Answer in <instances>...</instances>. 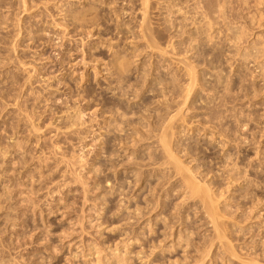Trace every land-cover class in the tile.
I'll return each mask as SVG.
<instances>
[{
	"label": "rangeland",
	"instance_id": "374dc122",
	"mask_svg": "<svg viewBox=\"0 0 264 264\" xmlns=\"http://www.w3.org/2000/svg\"><path fill=\"white\" fill-rule=\"evenodd\" d=\"M83 7L87 9H83ZM80 8L87 13L79 10ZM80 11L84 12V15L80 16L85 18L84 22L77 20L80 19ZM72 15H75V19L72 18ZM119 55L123 58L120 59ZM117 60L126 63V65L124 64L125 70L121 75L123 78H120L121 76L116 73V67L113 64ZM19 86L21 89L18 88ZM20 90L23 92H19L20 95H18ZM110 90L115 92L112 93ZM0 96V150L2 152L7 150V153H2L7 155L6 158L1 157L4 155L0 154L1 163V158L4 159V164L0 163V172H5L2 175L3 178L0 175V192L6 194L0 193V199L3 200L6 196L7 203L14 204L16 201L15 203L18 205L21 198L26 200L23 199V203L19 207L14 204L11 205L12 209L10 207L7 210L0 208V262H2L0 264H5L3 260L7 264H169L168 261H172L171 264L175 262L178 264H264V246L262 245L264 243V237H262L264 236L263 0H146L145 7L142 5V0H0ZM14 98L21 102L17 103ZM6 99L7 101H4ZM2 101L11 103V105H4L5 103L2 104ZM87 101L90 102L87 103ZM14 105L21 107L22 110L20 111L18 107L16 109ZM10 106L16 110L11 109ZM32 106L35 110H32L33 112L30 111ZM94 106L97 112H95ZM99 106L102 111L98 109ZM91 110L95 112L96 117L90 113ZM19 111L30 112L29 115H33L39 120L31 116L26 119L27 113H24V116L20 115ZM79 111H84L85 116H83V120L78 121L76 116L79 117ZM17 114H19V118ZM117 116L121 117L118 118ZM144 116L149 121L143 119ZM28 118L33 120L32 123L34 124L42 123V126L32 124ZM90 118H93L92 121L89 120ZM166 118H171V121L170 119L164 121ZM19 119H25L23 120L25 124L18 121ZM35 121L38 122L35 123ZM125 122L135 123L133 124L135 126ZM147 122L150 125L148 128L155 129L151 134L148 132L150 129L142 131L146 130L147 124L144 123ZM156 122L161 123L160 126H166L164 124L173 126L171 128H173L174 134L169 133V136L165 137L168 140L167 145L172 146H169L167 151L170 148L177 149V153L175 150L171 149V151L173 155L177 154L174 157H178L176 160H179L182 165L178 164L179 161H173L172 157H170L172 160L169 159V161L176 163V165L169 164L168 160H163L161 155L164 150L162 147V150L159 149L161 144L156 142L157 140L160 141L158 138H163L162 135L160 136L161 131L165 129L164 133L167 135L166 131L169 128L164 127L163 129L162 126L161 130ZM124 123L128 126L125 127ZM27 125H34L39 128L33 127V129ZM169 125L167 126L169 127ZM15 126H18L19 129ZM116 126L121 130H117L121 132V136H118L119 133H115V131L113 133ZM27 127L30 128V132ZM135 128L138 130L141 128L140 132ZM31 129L36 131L41 129L40 132L43 133V136L39 137L42 138H38V135L42 133L36 132L35 137L38 138L36 139ZM90 129L94 132H89ZM16 131H20V135ZM141 131L145 132L146 135L149 133L148 137L152 136L151 139L143 135ZM122 132H130V134L135 132V134L132 133L136 136H133L136 139L134 144L143 142L144 136L147 142L144 141L146 142L143 143L145 144L144 147L142 144H140L142 146L138 144L133 149V143L130 142L131 137H122ZM159 132L160 134H158ZM14 134L18 135L14 136ZM29 134L33 135L29 136ZM139 134L140 137H143L137 142L140 138ZM114 135L116 137H113ZM157 135L159 136L157 137ZM12 136L14 138H11ZM28 136L30 142L28 139H23L28 138ZM49 137H56V139L53 141L52 138L51 141ZM108 137H110L109 140ZM112 137L126 138L125 140H129L128 143H132V149L125 147L127 145L130 147V143L126 144L127 141L117 138L119 143L124 142V144L121 145L120 143V148L117 146L118 148L114 150L118 143L114 145L115 143L111 140ZM20 138L21 140H19ZM58 138L60 139L58 140ZM11 139L27 142L18 143L15 141V145H12ZM117 139L114 140L118 141ZM131 140L133 141V139ZM39 141L40 144H38ZM108 141L112 142L111 146L115 148H110ZM148 141L150 146H148ZM54 142L60 145L59 154L50 153V146ZM30 143L34 146H30ZM36 143L39 147H35ZM13 146L20 147V150ZM24 146L28 148H24ZM147 146L150 148H145ZM140 148L145 150H138ZM40 149L48 151L42 152ZM136 149L141 153L133 152ZM148 149L151 151L148 152ZM102 150L109 151V153H104ZM125 150L129 152H123ZM113 151H116V156H113ZM21 152L22 155L25 154L24 156H26H23V159L20 155ZM33 152L35 153L33 154ZM39 153H44V156L49 155V159L56 157L52 155L57 154L62 157L64 154L63 156L67 160L73 161L74 158V162H72L73 164L65 162L69 163L68 165L64 162L63 164L59 163L61 166L55 165L57 163L51 162L49 159L47 162L48 156L44 157ZM81 153L86 160L83 159ZM117 153L124 162L126 158H131L125 162L128 164L125 165L127 167L124 168L123 161L119 159ZM132 153L134 156H131ZM166 153L164 152L165 156H172V153ZM18 154L20 157L17 156ZM79 154L83 159L81 161L80 158L78 159ZM111 154L114 158L117 157L118 162L120 160L119 164L122 163V167L118 168L120 165L117 164L118 166L113 167L116 168L115 171L110 172L111 169L108 168H111L109 165L112 161L105 159ZM11 155H15V157L12 156V159ZM30 155L33 157L31 158ZM39 155L43 157H39L42 160L37 158ZM106 155L107 157L104 159ZM147 155L154 158L149 160ZM10 157L11 159H9ZM90 157H95V159L87 160ZM135 157L136 160H134ZM139 158H142V161ZM43 159L47 165L42 163ZM103 160L106 161L107 165L102 163ZM113 162L112 164H116L117 161ZM232 162H236V164L233 165ZM26 163H28L27 166H25ZM99 163L105 164V166L100 167ZM144 164H148V168ZM65 165L68 168L70 166L75 167L73 169L75 172H72L71 167L68 170H71L72 173L67 174V169L64 172ZM29 166L30 168H28ZM31 166L34 169H31ZM107 166L109 167L106 168ZM128 166L131 168L129 167V169ZM172 166L176 167L177 170ZM178 166H181V169ZM39 168L42 170H39L41 172H38ZM143 168L145 170H142ZM185 168L189 172L192 170L194 173V175L190 173L192 178L196 174H198L196 179L202 178L204 175L201 184L197 183L198 187L206 186L199 187L204 189V194L207 193L206 190L209 192L212 189L215 190L212 192L215 193L216 206L209 200H213V197H209L208 201L206 200L209 193L205 195V198H203L204 194L193 195L192 192H190V197L188 196L189 191L186 192L187 188L185 189V187H188L189 184L183 187L188 181L181 179L189 176V172L187 174ZM19 169L22 172L19 174L20 176L18 175L21 179L17 176ZM151 169L154 170L151 171ZM178 169H184L183 172L186 175L181 171L185 175L183 177ZM26 170L31 172L28 173ZM34 170H37V174H43L38 177L32 172ZM61 170L63 171L61 172ZM100 170L103 172L105 170L104 174L109 175H105L109 178L106 177V180L109 181L104 180V178L103 180L109 182L107 185L111 182V185L114 186H110L111 188L115 187L113 188L114 191L108 188L106 182L100 178V176L105 177ZM132 170L135 173L141 171L140 175L144 174L141 176L142 180L139 173L138 175L132 174ZM175 171L177 172L175 173ZM26 172L27 176H25ZM63 172L65 175L63 174L62 177L60 173ZM112 172H115V175H110ZM150 172L151 174H149ZM209 172L218 174H209ZM11 175L17 177H13L8 183L12 178ZM122 175L126 177L123 178ZM132 175L136 176L133 177ZM28 176L31 177L28 179L26 178ZM32 177L34 178L32 179ZM61 177L63 181L60 179ZM136 177L141 182L136 179L137 182L133 183L136 184L135 186L122 181V179L129 181L133 178L130 182H134ZM243 177L244 179H242ZM39 178L40 180H38ZM118 178H122L121 181ZM235 178L237 180H234ZM188 179L189 177L185 180ZM200 179L198 180L200 181ZM20 180H23L24 186H26V182L28 183L25 187L27 189H23L24 186ZM58 180L61 186L63 185L62 182L64 183L63 187L56 186ZM64 180L70 183L66 184ZM191 180L196 183V180ZM5 181L7 184L3 183ZM155 181L158 182L156 185H154ZM202 182L204 183L202 184ZM18 183L20 186H17ZM50 184H55V188ZM148 184L151 187L147 188ZM47 185H50L48 190L45 188L48 187ZM116 185L125 191L121 188L119 190ZM5 187L9 188L10 191ZM29 187L33 188V191L28 189ZM2 188L6 190L2 191ZM57 188H62L61 192H58L60 189L57 191ZM69 188L70 190H68ZM13 189L19 190L16 191L17 194L13 192L15 191ZM26 190L32 192L31 195ZM34 190L38 192V195L35 194ZM53 190L57 192H52ZM154 190L156 191L155 194ZM120 191H124V193ZM139 192L141 193L138 194ZM150 193L155 195L153 197L151 194L152 199H149L151 198ZM10 194L13 195H11L12 197L20 198H16L17 200L11 198ZM144 194L146 195L143 196ZM7 195L9 196L7 197ZM27 196L32 197L30 199ZM195 196L199 199L194 198ZM145 197H147L146 200L148 199L146 202L151 201L152 204V200L156 201L157 199L154 198H158L156 202L154 201L158 205L146 203ZM123 198H128L127 201H131L127 203L126 199L123 200ZM201 198L203 201H211V206L207 205L206 201L202 204L203 201H199L202 200ZM27 199L30 202L33 200L31 202L33 205ZM161 199L164 202L160 203ZM252 199L253 204H251ZM25 202L29 203L26 204ZM203 205L207 207L213 205L215 207L213 209L219 213L218 219L215 217L216 213L214 216L208 215L218 220L213 219V222L215 221L218 225H223L222 222H225L223 227L220 226L221 229L218 225L216 226L217 232L219 228L223 237L220 234L215 236L216 233L211 235L216 232L213 224L212 227L209 226L211 223L209 219L211 220L213 217L207 218L206 209H203ZM257 205L256 212H254V207ZM13 207L19 209L15 210ZM136 207L139 209L134 211ZM248 207L249 209H247ZM125 208L127 209L125 210ZM160 208H162L161 213ZM9 209L13 215L16 211L17 215H11L8 212ZM213 209L210 210L213 211ZM138 210L141 213H138ZM207 213L211 212L207 211ZM7 214H10V217ZM121 214L122 217H120ZM135 214L141 216L137 217ZM12 217H14V221L15 218L18 222L23 219L24 221L16 222V225H13L15 223H12L14 222ZM156 217H159V220ZM148 218L153 222H147L149 221ZM143 219L145 220L143 221ZM180 222L182 224H179ZM146 223H149L148 228L151 230H147L148 224ZM163 226L167 227L164 228ZM210 228H214L213 232ZM211 236H221L218 238L222 239L213 238L214 241L212 239L210 241ZM163 238L166 239L163 240ZM210 242L214 243L210 245ZM151 244L156 248H151L150 246H153ZM224 245L227 247L231 245L229 247H233L234 250L229 248V251H234L232 253L234 255L230 254ZM220 247L222 248L220 249ZM150 248L154 252L149 250L152 251L150 253L147 250ZM162 248L165 249L159 253ZM223 249L227 252H223ZM205 250H210L207 252L209 255L205 253ZM156 252L158 253L155 254ZM201 252L202 254L205 253V257L202 256ZM153 254L155 255L153 256ZM254 254L256 257H252ZM212 256L215 257L212 259ZM174 258L180 260L173 261ZM194 259L196 261H193ZM97 260L99 261L97 262Z\"/></svg>",
	"mask_w": 264,
	"mask_h": 264
},
{
	"label": "bare ground",
	"instance_id": "6f19581e",
	"mask_svg": "<svg viewBox=\"0 0 264 264\" xmlns=\"http://www.w3.org/2000/svg\"><path fill=\"white\" fill-rule=\"evenodd\" d=\"M256 1H258V0H256ZM263 1H264V0H263ZM145 4H146V0H142V5H143L144 7H145ZM83 9H87V8H84V7H83ZM83 9L80 8L79 10L84 11ZM88 10H89V8H88ZM84 12L87 13L86 11H84ZM84 12H83V13H84ZM73 13L75 14V12H73ZM73 13H72V14H73ZM77 13H78V12H77ZM79 13H80L79 17H80L81 15H84L81 11H80ZM81 13H82V14H81ZM75 15H76V14H75ZM75 15H72V18L75 19V17H74ZM76 16H77V15H76ZM70 17H71V16H70ZM84 17H85V16H84ZM74 19H72V20H74ZM76 19H77V18H76ZM80 19H81V20H80ZM80 19H77V20H78V21H82V20H83L82 22L85 21V20H84L85 18H81V17H80ZM116 56L118 57V54H117ZM119 56H120V55H119ZM120 57H121V56H120ZM122 58H123V57H121L120 59H122ZM114 59H115V58H114ZM117 59H118V58H117ZM115 61H116V60H115ZM119 61H120V60H117V62H114V61H112V62H114L113 64L115 65V66H114V65H113V66L116 67V73L119 74V75L121 76L122 73H123V71L125 70V69H124V66L126 65V63H124V61H120V62H119ZM124 64H125V65H124ZM11 73H13V72H11ZM11 75H12V74H11ZM12 76H14V75H12ZM14 78H15V76H14ZM120 78H123V76H121ZM15 81H16V80H15ZM10 83H12V82H10ZM13 83H14V82H13ZM11 86H13V85H11ZM116 87H117V86H116ZM18 88H20V86H19ZM107 88H108V87H107ZM109 88H110V87H109ZM20 89H21V88H20ZM13 90H16V89L13 88ZM110 91H112V90H110ZM19 92L22 93L23 91H21V90L18 91V95H20ZM114 92H115V91H112V93H114ZM16 93H17V92H16ZM162 93H163V91H162ZM110 94H111V93H110ZM160 94H161V93H160ZM23 95H24V94H23ZM25 95H26V94H25ZM127 95H128V94H127ZM1 96H2V95H1ZM1 96H0V97H1ZM15 96H16V95H15ZM161 96L163 97V95H161ZM13 97H14V96H13ZM17 97L19 98L20 96H17ZM17 97H16V98H17ZM88 97H89V96H88ZM20 98H23V97H20ZM24 98H25V97H24ZM128 98H129V97H128ZM10 99H12V98H10ZM2 100H3V99H2ZM14 100H16V99L14 98ZM4 101H7V99L4 100ZM4 101H2V102H3L2 104L5 103ZM9 101H11V100H9ZM157 101H159V100H157ZM166 101H167V100H166ZM16 102L18 103V102H21V101H18V99H17ZM16 102H14V103H16ZM88 102H90V101H87V103H88ZM164 103H165V102H164ZM6 104L11 105V103H5L4 105H6ZM24 104H25V103H24ZM167 104H168V103H167ZM167 104H166V105H167ZM12 105H13V104H12ZM17 105H18V104H17ZM17 105H14L15 108L18 107ZM99 105H101V104H99ZM3 107H4V106H3ZM10 107H11V106H10ZM15 108H12V107H11V109H15ZM18 108L20 109L21 107H18ZM66 108H67V107H66ZM66 108H65V109H66ZM68 108H69V107H68ZM94 108H95V106H94ZM94 108H93V110H94ZM16 109H17V108H16ZM16 109H15V110H16ZM19 109H18V110H19ZM25 109H27V108H25ZM65 109H63V110H65ZM98 109L101 110V107L99 106ZM166 109L168 110V108H166ZM21 110H22V109H20V111H21ZM27 110H28V109H27ZM32 110H34V109H33V106H32V108H31L30 111H32ZM95 110H96L95 112H97V109H96V108H95ZM20 111H19V112H20ZM34 111H35V110H34ZM84 111H85V109H84ZM84 111H79V112H78V113H79V117L76 116L77 119H78V121H79L80 119L83 120V116H85V114H84L85 112H84ZM98 111H99V110H98ZM101 111H102V110H101ZM32 112H33V111H32ZM83 112H84V113H83ZM93 112H94V111L91 110L90 113H91V114H94V116H95V112H94V113H93ZM114 112H115V111H114ZM8 113H9V112H8ZM15 113H17V112H15ZM20 113H21L20 115H24L25 112H24V113H23V112H20ZM22 113H23V114H22ZM26 113H27V112H26ZM26 113H25V114H26ZM28 113L31 114L30 112H28ZM28 113L26 114V116L24 115V116L26 117V119H27L28 116L33 117V115H29ZM34 113H36V112H34ZM90 113H89V114H90ZM109 113H111V112H109ZM4 114H6V113H4ZM96 114H99V113H96ZM13 115H14V114H13ZM17 115H18V118H19V114H17ZM76 115H77V114H76ZM87 115H88V114H87ZM122 115H124V114H122ZM14 116H16V115H14ZM90 116H91V115H90ZM94 116H93V118H94ZM99 116H101V115H99ZM102 116H103V115H102ZM148 116H149V115H148ZM148 116H146V117L148 118ZM36 117H38V116H36ZM68 117H70V116H68ZM86 117H87V116H86ZM95 117H96V116H95ZM108 117H109V116H108ZM114 117H115V116H114ZM117 117H118V116H117ZM120 117H121V116H120ZM120 117H118V118H120ZM153 117H155V116L153 115ZM21 118H24V117L21 116ZM33 118H34V117H33ZM33 118H32V119H33ZM38 118H39V117H38ZM70 118H71V117H70ZM93 118H92V119H93ZM106 118H107V117H106ZM155 118H157V116H156ZM28 119L30 120V118H28ZM34 119H37V118H34ZM67 119H69V118H67ZM87 119H88V118H87ZM92 119L90 118L89 120L92 121ZM143 119H146L145 116L143 117ZM167 119H170V121H171V118H166V120H164V121H167ZM15 120H17V119H15ZM23 120H25V119H23ZM23 120L19 119L18 121H22V123H24ZM37 120H39V119H37ZM119 120H120V119H119ZM12 121H14V120H12ZM26 121H27V120H26ZM30 121H31V123H32L33 120H30ZM30 121H28V122L30 123ZM72 121H73V120H72ZM74 121H77V120H74ZM113 121H115V120L113 119ZM116 121H118V120H116ZM124 121H129V120H124ZM146 121H149V120L146 119ZM168 121H169V120H168ZM33 122H34V121H33ZM37 122H38V121H37ZM37 122L35 121V123H37ZM100 122H101V121H100ZM102 122H103V120H102ZM104 122H105V121H104ZM121 122H122V121H121ZM121 122H120V123H121ZM22 123H21V124H22ZM125 123H126V122H125ZM125 123L123 124L125 127L128 126V125L126 126V124H129V125L132 124V126H135V125H133V124H135V123H130V122H129V123H126V124H125ZM156 123H158V122H156ZM166 123H171V122H166ZM12 124H15V123H12ZM24 124H25V123H24ZM27 124H28V123H27ZM32 124H34V123H32ZM38 124H39V123L34 124V125H38ZM69 124H70V123H69ZM75 124H76V123H75ZM103 124H104V123H103ZM144 124H147V127L143 125V127H146V130H142V131H147L148 129H150V130H148V132H149L150 134H151V132H152V133L154 132L155 129L152 130V128H148V127H150V125L148 124V122H147V123H144ZM160 124H161V123H158L157 126H160ZM17 125H19V123H17ZM22 125H23V124H22ZM34 125H33V126H31V125H27V126H30L31 128H33V127L39 128V127L34 126ZM39 125L42 126V123L39 124ZM67 125H68V124H67ZM70 125H71V124H70ZM148 125H149V126H148ZM152 125H153V124H152ZM164 125H166V126L161 125L159 128H161V130H162V126H163V129H164V127H166V129L169 128V129H167V131H169V130H171V131H169V132L166 131V133H168V134L166 135V134L164 133V132H165V129H164V131H161V130H160V131L162 132V134H160V132H159L158 134H160V136L162 135L164 139H163V138H158V139H160V141L157 140L156 143H160V144L162 145V146L160 145V148H159V149H161V147L163 148V150H164V151H162L163 154H164V152H165V153H166V152H169L168 154H170V153H172L171 149L173 150V148H170V150L167 151V150H168V147H169L170 145H167L168 140L165 139V137H166V136H169V133L174 134V133H173L174 131H172L173 128H171V127H173V126H172V125L170 126L169 124H164ZM167 125H169V127H168ZM9 126H10V125H9ZM24 126H25V125H24ZM24 126H22V127H24ZM92 126H93V124H92ZM94 126H95V124H94ZM132 126H129V127H132ZM139 126H140V125H139ZM141 126H142V125H141ZM15 127H17V128L19 129L18 126H15ZM129 127H128V129H129ZM151 127H153V126H151ZM17 128H15V130H17ZM28 128H29V127H27V129H28ZM41 128H42V127H41ZM133 128H134V127H133ZM133 128H131V129H133ZM141 128H142V127H141ZM141 128H140V130H141ZM27 129H26V131H27ZM33 129H34V128H33ZM33 129H31V131L34 133V137L36 136V135H35L36 132H39L40 134L42 133V132H40V131H42L41 129H39L38 131L33 130ZM118 129H119V128L116 126V128L113 130V133H114V131H115V133H116V132L119 133L118 136H121V135H120L121 132H119V131H121V130L119 129V131H117ZM135 129H137V128H135ZM135 129H134V130H135ZM29 130H30V128L28 129V131H29ZM137 130H138V129H137ZM140 130H138V131L140 132ZM151 130H152V131H151ZM158 130H159V129H158ZM158 130H157V131H158ZM176 130H177V128H176ZM182 130H184V129H182ZM11 131H13V130H11ZM34 131H35V132H34ZM44 131H45V130H44ZM125 131H127V130H125ZM128 131H130V130H128ZM142 131H141V133H143V135H146V133H145V132H142ZM16 132H17V131H16ZM19 132H20V131H18L17 133L19 134ZM23 132H24V131H23ZM29 132H30V131H29ZM89 132H94V131L90 129ZM130 132H131V131H130ZM130 132H125V133L122 132V137H127V138H129L128 136H130V137H131V138H130V142L133 143V142L136 140V139L133 138V136H134L133 134H135V132H132V133H133V134L131 133L132 135L130 134ZM179 132H180V131H179ZM182 132H183V131H182ZM12 133H13V132H12ZM27 133H28V132H27ZM44 133H46V132H44ZM126 133H128V135H126ZM149 133H147L146 137H148V135H150ZM176 133H177V131H176ZM18 134H17V135H18ZM129 134H130V135H129ZM136 134H137V133H136ZM17 135L14 134V136H17ZM19 135H20V134H19ZM32 135H33V134H29V136H32ZM111 135H112V134H111ZM125 135H126V136H125ZM164 135H165V136H164ZM177 135H178V133H177ZM179 135H180V134H179ZM14 136H12L11 138H14ZM29 136H28V138H23V139H25V140L28 139V140H29L28 142H30ZM39 136H43V133H42L41 135H38V138H42V137H39ZM116 136H117V134H116ZM116 136L114 135L113 137H116ZM138 136L140 137V134H139ZM153 136H154V135H153ZM158 136H159V135H157V137H158ZM180 136H181V135H180ZM18 137H20V136H18ZM21 137H22V134H21ZM23 137H24V136H23ZM50 137H51V136H50ZM50 137H49V138H50ZM113 137H112V138H113ZM122 137H121V138H120V137H117V138L120 139V140L123 139V141H125V142L127 141L126 144H129V143H130V142L128 143L129 140H125L126 138H122ZM134 137H136V136H134ZM142 137H143V136H141V137L138 139L137 142H139V140H141ZM144 137H145V136H144ZM144 137L142 138V139H143V140H142L143 142H140V143H137V144H134V143L132 144V143H130V144H129L130 147H128V145H127V146L123 145V147L125 146V147H127V148H131L132 145H133L134 147H132V148L134 149V148L137 147L136 145H138V144H139V145L142 144L143 147H144L145 144H143V143H146V142H147V141L145 140ZM151 137H152V136H149L148 138L151 139ZM175 137H176V135H175ZM16 138H17V137H16ZM35 138H36V137H35ZM35 138H34V140H35ZM38 138H36V139H38ZM52 138H53V141L56 139V137H52ZM52 138H50L49 140H51ZM117 138H113V139H111V140H113L112 142L115 143V144L113 143L114 145H116L117 143L119 144V145L117 144V145L115 146L116 148H115V147H112V146H111V145H112V142L108 141V142H110V146H111L110 148H115L114 150H116V149L120 146V143H121V142L119 143V140H118ZM167 138H168V137H167ZM181 138H182V137H181ZM44 139H45V138H44ZM59 139H60V138H58V140H59ZM109 139H110V137H108V140H109ZM114 139H117L118 141H116V140H114ZM131 139H133V141H132ZM175 139H176V138H175ZM11 140L13 141V139H11ZM19 140H21V138H20ZM19 140H14L13 143H11V144H12V145H13V144L15 145L14 142H15V141L18 142ZM25 140H24V141H25ZM39 140H41V139H39ZM45 140H46V139H45ZM106 140H107V139H106ZM106 140H105V141H106ZM147 140H148V139H147ZM164 140H167V141H164ZM24 141H22V142H24ZM36 141H38V140H36ZM51 141H52V140H51ZM144 141H146V142H144ZM149 141H150V140H149ZM149 141H148V146H150L149 143L151 142V141H150V142H149ZM158 141H159V142H158ZM182 141H183V140H182ZM22 142H18V143H22ZM25 142H27V141H25ZM41 142H42V141H41ZM165 142H166V143H165ZM18 143H17V144H18ZM31 143L34 144V142H31ZM31 143H30L29 145H30V146H34V145H32ZM37 143H38V142H37ZM37 143H36V146H35V147H37V146L39 147V145H37ZM102 143H103V142H102ZM135 143H136V142H135ZM174 143H176V142H174ZM180 143H182V142H180ZM27 144H28V143H27ZM38 144H40V141H39ZM50 144H51V143H50ZM122 144H124V142L121 143V145H122ZM131 144H132V145H131ZM177 144H178V143H177ZM12 145H11V147H12ZM21 145H22V144H21ZM25 145H26V144H25ZM42 145H44V144L42 143ZM102 145H104V144H102ZM142 145H140V146H142ZM158 145H159V144H158ZM172 145H174V144H172ZM186 145H187V144H186ZM30 146H29V147H30ZM59 146H60V145H58L56 142H54L53 144H51V146H50V153H52V154H54V153H58V154H59V153H60V152H59V149H60ZM106 146H107V145H106ZM117 146H118V147H117ZM148 146L145 147V148H150V147H148ZM174 146H175V145H174ZM176 146H177V145H176ZM191 146H192V145H191ZM5 147H6V146H5ZM13 147H15V146H13ZM17 147H18V146H17ZM17 147H15V148H16L17 150H20V149H19L20 147H19V148H17ZM25 147H26V146H24V148H25ZM40 147H42V146H40ZM61 147H62V146H61ZM108 147H109V146H108ZM125 147H124V148H125ZM138 147H139V146H138ZM170 147H172V146H170ZM186 147H188V145H187ZM9 148H10V147H9ZM9 148H8V149H9ZM15 148H14V149H15ZM26 148H28V147H26ZM44 148H45V147H44ZM102 148H104V147H102ZM119 148H120V147H119ZM132 148H131V149H132ZM141 148H142V147H141ZM141 148L138 149V150H141ZM2 149H4V148H2ZM41 149H42V148H41ZM41 149H40V150H41ZM125 149H126V148H125ZM151 149H152V148H151ZM179 149H180V148H179ZM184 149L186 150V148H184ZM4 150H6V149H4ZM4 150H3V151H4ZM9 150H10V149H9ZM23 150H24V149H23ZM28 150H29V149H28ZM35 150H36V149H35ZM37 150H38V149H37ZM60 150H61V149H60ZM107 150L110 151V149H107ZM118 150H119V149H118ZM128 150H130V149H128ZM138 150L136 149V150H134L133 152L136 153V151H137V152L141 153V152L138 151ZM142 150L144 151L145 149H142ZM142 150H141V151H142ZM161 150H162V149H161ZM174 150H175V149H174ZM174 150H173V151H174ZM176 150H177V149H176ZM176 150H175V153H177ZM185 150H184V151H185ZM0 151H1V150H0ZM13 151H14V150H13ZM24 151H25V150H24ZM24 151H23V152H24ZM41 151H42V150H41ZM44 151H48V150H43L42 152H44ZM80 151H81V149H80ZM102 151H103L104 153H107V152L109 153V151H106V150H102ZM126 151H127V150H125V151H123V152H126ZM150 151H151V150H150ZM150 151H149V149H148V152H150ZM11 152H12V150H11ZM14 152H15V151H14ZM17 152H18V151H17ZM27 152H28V151H27ZM38 152H39V151H38ZM113 152H114V151H113ZM120 152H121V149H120ZM123 152H122V153H123ZM127 152H129V151H127ZM145 152H147V151H145ZM148 152H147L146 154H148ZM2 153H7V150H6V152H5V151H4V152H2V151L0 152L1 155H4V156H1V157L6 158L7 155L2 154ZM15 153H16V152H15ZM34 153H35V152H33V154H34ZM139 153H138V154H139ZM178 153H181V152L178 151ZM184 153H186V152H184ZM12 154H14V153H12ZM23 154H24V153H23ZM39 154H41V153H39ZM52 154H51V155H52ZM61 154H63V153H61ZM81 154H82V153H81ZM81 154H79L78 159L80 158V161L83 160V159L86 160V159H85V156H84L83 154H82L83 159H82V157H80ZM115 154H116V151L114 152V155H113V156H116ZM117 154H118L117 156L119 157V153H117ZM129 154H130V153H129ZM132 154H133V155H131V156H134V153H132ZM163 154L161 155V156H163V157H162L163 160H168L169 164L176 165V163H174V162H173V163H170V162H171V161H169V159H171L170 157H172L173 161L175 160V162L179 161V160H176V159H178V157H177V158L174 157V156H176L177 154L173 155V153H172V156H165V154H164V155H163ZM166 154H167V153H166ZM188 154H190V153H188ZM195 154H196V153H195ZM15 155H16V154H15ZM15 155H11V157H12V156L15 157ZM20 155H22V152H21ZM24 155H25V154H24ZM24 155L21 156L22 159H23V156H24ZM36 155H37V154H36ZM41 155L44 156V153L41 154ZM41 155H39L37 158L42 157ZM63 155H64V154H63ZM63 155H62V157H60L61 155L58 156L57 154H56V155H52V156H56V157H51V159H49V157H50L49 155H45V156H46V157L48 156V158H47V162H48V159H49V161H51V162L53 161L54 163H57V164H55V165H58L59 163H60V164H63V162H64V163H65V162H69V163L74 162V158H73V161L70 160V159H68V160L71 161V162H70V161H68V160L66 159V157L63 156ZM94 155H95V154H94ZM107 155H108V154H107ZM107 155L104 157V159L107 157ZM109 155H110V154H109ZM120 155H121V153H120ZM122 155H123V154H122ZM127 155H128V154H127ZM127 155H125V156H127ZM139 155H140V154H139ZM9 156H10V153H9ZM17 156L20 157L19 154H18ZM27 156H28V155H27ZM45 156H44V157H45ZM95 156H96V155H95ZM111 156H112V154H111ZM111 156H108L105 160H106V161L109 160L110 162H111V161H112V162H113V161H114V162H116V161L118 162V159H116L117 157L114 158V157L112 156V158H113V159H112ZM135 156H136V155H135ZM147 156H148V159H149V160H151V158H154V157H149V155H147ZM150 156H151V153H150ZM179 156H180V155H179ZM200 156H202V155H200ZM11 157H10L9 159H11ZM13 157H12V159H13ZM24 157H26V156H24ZM30 157H31V155H30ZM32 157H33V156H32ZM32 157H31V158H32ZM34 157H35V155H34ZM59 157H60V158H59ZM136 157H137V156H136ZM136 157H135V159H134V158H132V159L136 160ZM140 157H141V156H140ZM164 157H165V159H164ZM167 157H168V158H167ZM173 157H174V158H173ZM3 158H1V159H2V163H3V160H4ZM7 158H8V157H7ZM21 158H20V159H21ZM31 158H30V159H31ZM37 158H36V159H37ZM42 158H43V157H42ZM71 158H72V157H71ZM123 158H124V157H123ZM125 158H126V157H125ZM142 158H144V157H142ZM142 158H139V160L141 159V161H142ZM18 159H19V158H18ZM39 159H41V158H39ZM39 159H38V162H40ZM44 159L46 160V158H44ZM44 159H43V161H42L43 164L46 163V161H45ZM78 159H75V160H78ZM91 159H95V157H94V158L90 157V158L87 159V160H91ZM119 159H120V157H119ZM130 159H131V158H130ZM130 159H129V158H128V159L126 158V160H130ZM172 159H171V160H172ZM5 160H6V159H5ZM16 160H17V159H16ZM24 160H25V159H24ZM41 160H42V159H41ZM105 160H103V162H102V161H100V162L105 163V162H106ZM115 160H116V161H115ZM120 160L123 161L122 158H121ZM120 160H119V162H120ZM126 160H125V162H126ZM137 160H138V159H137ZM145 160H147V159H145ZM194 160H195V158H194ZM196 160H197V158H196ZM10 161H11V160H10ZM22 161H23V160H22ZM29 161H30V160H29ZM34 161H36V160H34ZM34 161H33V162H34ZM44 161H45V162H44ZM122 161H121V162H122ZM227 161H228V160H227ZM5 162H6V161H5ZM25 162H26V160H25ZM25 162H23V163H25ZM31 162H32V161H31ZM36 162H37V161H36ZM36 162H35V164H37ZM112 162H111V165H109L111 168H108L109 166L106 167V168H108V169H111L110 172H111L112 170L115 171L116 168L114 169L113 167H115L117 164L120 165V166L117 165L118 168H119V167H122V166H121L122 163L124 164V165H123L124 168L127 167V166H125V165H128V164H125L124 161H123L121 164H119V162H118V163L116 162V164H112ZM114 162H113V163H114ZM179 162H180V161H179ZM179 162H178V164L182 165L181 162H180V163H179ZM0 163H1V162H0ZM2 163H1V164H2ZM9 163H10V162H9ZM23 163H21V164H23ZM69 163H65V164L68 165ZM108 163H109V162H108ZM3 164H4V163H3ZM7 164H8V163H7ZM7 164H6V165H7ZM27 164H28V163H26L25 166H27ZM38 164H40V163H38ZM60 164H59V165H60ZM72 164H73V163H72ZM72 164H71V165H72ZM105 164L107 165V163H105ZM105 164L102 165V164L99 163L100 167H101V166L104 167ZM153 164H155V163L153 162ZM156 164H157V163H156ZM202 164H203V163H202ZM231 164L234 165V164H236V162H235V163L232 162ZM23 165H24V164H23ZM29 165H30V164H29ZM40 165H42V164H40ZM40 165H39V167H41ZM44 165H45V164H44ZM46 165H47V163H46ZM144 165L146 166V168H148V167H147L148 164H147V165L144 164ZM151 165H152V164H151ZM222 165L225 166L226 164H222ZM222 165H221V166H222ZM60 166H61V165H60ZM69 166H70V165H69ZM148 166H149V165H148ZM203 166H204V165H203ZM4 167H6V166H4ZM21 167H22V166H21ZM31 167H32V166H31ZM52 167H53V166H52ZM55 167H58V166H55ZM55 167H54V168H55ZM62 167H64V166H62ZM65 167H66V168H64L65 170L63 169L64 172L66 171V169L68 170L71 166L68 168V166L65 165ZM129 167L131 168V166H128V168H129ZM180 167H181V166H178L179 169H181ZM182 167H183V166H182ZM197 167H199V166H197ZM227 167H228V166H227ZM230 167H231V165L229 166V168H230ZM236 167H237V166H236ZM7 168H8V166H7ZM28 168H30V166H29ZM37 168H38V167H37ZM44 168H45V167H44ZM106 168H104V169H106ZM130 168H129V169H130ZM172 168H176V167L172 166ZM200 168H202V167H200ZM233 168H234V166H233ZM24 169H25V168H24ZM31 169H34V168L32 167ZM35 169H36V168H35ZM41 169H43V167H41ZM41 169L39 168V169H38V172H41V171H42ZM51 169H52V168H51ZM56 169H57V168H56ZM56 169H53V170H56ZM73 169H75V167L73 168V166H72V167H71L72 172L74 171ZM101 169H103V168H101ZM120 169H121V168H120ZM132 169H135V168H132ZM138 169H139V168H138ZM179 169H178V170H179ZM185 169H186V168H185ZM191 169H192V168H191ZM19 170H20V169H19ZM19 170H18V171H19ZM22 170H23V169H22ZM28 170H30V169H28ZM28 170H26V171L28 172ZM39 170H41V171H39ZM44 170H45V169H44ZM63 170H61V172H62ZM71 170H70V171H71ZM121 170H122V169H121ZM121 170H120V171H121ZM124 170H125V169H124ZM139 170H140V169H139ZM139 170H137V171H139ZM142 170H145V169L143 168ZM146 170L148 171L149 169H146ZM153 170H154V169H151V171H153ZM175 170H177V168H176ZM198 170H199V169H198ZM230 170H232V169H230ZM18 171H17V172H18ZM24 171H25V170H24ZM36 171H37V170H34V171H32V172L35 173V174H37L38 172H36ZM68 171H69V170H68ZM68 171H66L67 174H68V173H72V172H70V171L68 172ZM100 171H101V174H102V173H103V174L105 173V170H104V172H103L102 170H100ZM108 171H109V170H108ZM108 171H107V172H108ZM116 171H117V170H116ZM147 171H146V172H147ZM149 171H150V170H149ZM181 171H182V173H185V172H183L184 169L179 170L180 173H181ZM186 171H187V174H188L189 170L186 169ZM228 171H229V170H228ZM235 171L238 172V170H235ZM1 172H2V171H1ZM1 172H0V173H1ZM27 172H26V175H25V176H27ZM30 172H31V171H29L28 173H30ZM64 172H63V173H60V175H62V177L65 175ZM74 172H75V171H74ZM124 172H125V171H124ZM124 172H122V173H124ZM131 172H133L132 174L135 173L134 170H132ZM140 172H141V171H140ZM140 172H137V173H135V174L138 175V173H139V177L141 178V176H143L144 174H143V175H140ZM176 172H177V171H175V173H176ZM179 172H178V173H179ZM198 172H199V171H198ZM203 172H204V171H203ZM3 173H5V172H2V174H0V175H1V176L4 175ZM6 173H7V172H6ZM20 173H22L21 170L17 173V176H18ZM114 173H115V172H114ZM114 173L112 172V174H110V175H115ZM119 173H120V172H119ZM143 173H145V172H143ZM152 173H153V172H152ZM182 173H181V174H182ZM190 173L194 175V173H192V170L189 172V176H188V175L185 176L186 173H185V175L182 174V176H183V175L185 176V179L189 177L188 180H185L184 178H181V179H183L184 181H188V182H186V185H183V187H184V186H187V184L190 185V186L188 185V187H185V189H186V188L189 189V190H187V189L185 190L186 192L189 191V192H188L189 195H188V193L186 194V192H185V194L188 195L189 197H190V195H191L190 192H192L193 195H194V194H198V195H199V194H202V195H203V194H204V191H203L204 189L202 190L201 188L206 187V186H205V185H203V186H199V187H201V188H199L197 183H200V184H201V181H202V178H203L204 175H202V178L200 177L201 179L198 178V179H200V181H199L198 179H196V178H197L196 175H198V174H196L195 177L192 178V175H191ZM199 173H201V172H199ZM210 173H211V172H209V174H210ZM215 173H216V172H215ZM215 173H211V174H215ZM227 173H228V172H227ZM23 174H24V173H23ZM23 174H22V175H23ZM31 174H32V173H31ZM41 174H43V173H39V174H37V176L39 177V175H41ZM58 174H59V173H58ZM63 174H64V175H63ZM103 174H102V175H103ZM117 174H118V173H117ZM124 174H125V173H124ZM126 174H127V173H126ZM128 174L130 175V173H128ZM147 174H148V173H147ZM149 174H151V172H150ZM206 174H207V173H206ZM216 174H218V173H216ZM222 174H224V173H222ZM7 175H8V174H7ZM22 175H21V177L24 178V176H22ZM105 175H108V174L106 173V174H104V176H105ZM190 175H191V176H190ZM11 176H12V175H11ZM17 176H12V178H10V181H8V183L11 182V179H13V177L16 178ZM19 176H20V175H19ZM19 176H18V178L21 179ZM108 176H109V175H108ZM132 176H133V175H132ZM135 176H136V175H134L133 177H135ZM147 176H148V175H147ZM184 176H183V177H184ZM5 177H7V176H5ZM30 177H31V176H30ZM30 177L28 176V177H26V178L29 179ZM34 177L36 178V176H34ZM34 177H32V179H33ZM62 177L60 178L61 180H62ZM106 177H107V176H105V177H103V176L101 177V176H100V178H101L102 180H103V178H104V180H106ZM113 177H114V176H113ZM113 177H111V178H113ZM117 177H119V176H117ZM122 177H123V175H122ZM125 177H126V176H125ZM125 177H123V178H125ZM129 177H130V176H129ZM145 177H146V176H145ZM148 177H149V176H148ZM213 177H214V176H213ZM216 177H217V176H216ZM228 177H229V176H228ZM1 178H3V176H2ZM100 178H98V180H99ZM107 178H108V177H107ZM206 178H207V177H206ZM238 178H239V177H238ZM246 178H247V177H246ZM32 179H31V180H32ZM69 179H70V178H69ZM69 179H68V180H69ZM101 179H100V180H101ZM108 179H109V178H108ZM114 179H115V178H114ZM118 179H119V178H118ZM121 179H122V178H120L119 180L121 181ZM136 179H137V177L134 178V180H136ZM147 179H148V178H147ZM191 179L196 180V181H195L196 183L192 182ZM213 179H215V178H213ZM218 179H219V177H218ZM242 179H244V177H243ZM3 180H4V179H3ZM7 180H9V179H7ZM38 180H40V178H39ZM38 180H37V181H38ZM104 180H103V182L109 181V180H106V181H104ZM115 180H116V179H115ZM123 180L126 181L128 184L130 183V185H134V186H135L136 184H133V183L137 182V180L140 181V179H137V180L134 181V182H130V180H133V178L130 179L129 181H128V179H127V180H126V179H122V181H123ZM141 180H142V178H141ZM208 180H209V179H208ZM210 180H211V179H210ZM234 180H237V179L235 178ZM12 181H13V180H12ZM20 181H21V183H22L23 180H20ZM62 181H63V180H62ZM62 181H61V182H62ZM65 181H66V180H64V182H65ZM69 181H70V180H69ZM69 181H66L65 183L68 184V183H70ZM110 181H111V180H110ZM113 181H114V180H113ZM113 181H112V182H113ZM181 181H182V180H181ZM197 181H199V182H197ZM203 181H204V180H203ZM213 181H214V180H213ZM243 181H244V180H243ZM28 182H30V181H28ZM31 182L33 183V181H31ZM55 182H57V181H55ZM97 182H98V181H97ZM100 182H101V181H100ZM103 182H102V183H103ZM117 182H118V181H117ZM140 182H141V181H140ZM204 182H207V181L205 180ZM204 182H202V184H203ZM210 182H211V181H210ZM216 182H217V181H216ZM225 182H226V181H225ZM227 182H228V181H227ZM227 182H226V183H227ZM244 182H245V181H244ZM259 182H260V181H259ZM3 183H4V184H7L6 181L3 182ZM3 183H2V184H3ZM24 183H25V182H24ZM50 183H51V182H50ZM108 183H109V182H106V183H105L107 187L109 186L108 188H111V186H114V185H111V182H110L109 185H107ZM124 183H125V182H124ZM154 183H155L154 185H156V183H158V182L155 181ZM175 183H176V182H175ZM183 183L185 184V182H183ZM27 184H28V183L26 182L25 185L27 186ZM30 184H31V183H30ZM60 184H61V183H60ZM60 184H59V180H58V182L56 183V186H58V185H60ZM62 184L64 185L63 182H62ZM66 184H65V185H66ZM99 184H100V183H99ZM103 184H104V183H103ZM113 184H115V183H113ZM116 184H118V183H116ZM122 184H123V183H122ZM137 184H138V183H137ZM178 184H179V183H178ZM205 184H206V183H205ZM207 184H209V183H207ZM8 185H9V184H8ZM8 185H6V186L10 188V186H8ZM22 185H23V183H22ZM22 185H21V186H22ZM33 185H37V184H33ZM50 185H51V184H50ZM50 185H47L48 187H45V188H47V190H48L49 187H50ZM54 185H55V184H53V185H51V186H54ZM63 185H62V186L60 185V186L63 187ZM110 185H111V186H110ZM123 185H125V184H123ZM130 185H129V186H130ZM150 185H151V184H150ZM175 185H176V184H175ZM240 185H241V184H240ZM243 185H245V184H243ZM243 185H242V186H243ZM1 186H2V185H1ZM17 186H20L19 183H18ZM23 186H24V185H23ZM26 186H24L23 189H27V188H25ZM102 186H103V185H102ZM134 186H133V187H134ZM212 186H213V185H212ZM238 186H239V185H238ZM2 187H3V186H2ZM31 187H32V186H31ZM31 187H29L28 189L32 190L33 188L31 189ZM39 187H40V185H39ZM118 187H119V186L116 185V188H118ZM130 187H131V186H130ZM144 187H145V186H144ZM144 187H143V188H144ZM149 187H151V186H149V184H148V187H147V188H149ZM155 187H156V186H155ZM173 187L176 188L174 185H173ZM179 187H180V186H179ZM189 187H190V188H189ZM236 187H237V186H236ZM240 187H241V186H240ZM250 187H251V186H250ZM5 188H6V187H5ZM9 188H8V189H9ZM16 188H17V187H16ZM18 188H19V187H18ZM37 188H38V187H37ZM54 188H55V186H54ZM113 188H115V187H113ZM113 188H111L112 191H114ZM120 188L122 189V187H120ZM120 188H118V189L120 190ZM128 188H129V187H128ZM131 188H132V187H131ZM153 188H154V186H153ZM214 188H217V187H214ZM6 189H7V188H6ZM6 189L2 188L1 190H2V191H5ZM8 189H7V190H8ZM19 189H21V187H20ZM38 189H39V188H38ZM51 189H52V188H51ZM59 189H60V191H58ZM97 189H98V188H97ZM154 189H155V188H154ZM172 189H173V188H172ZM172 189H171V190H172ZM205 189H206V188H205ZM207 189H209V188L207 187ZM210 189H212L211 186H210ZM237 189H238V188H237ZM237 189H236V190H237ZM13 190H15V189H13ZM56 190H57L58 192H61L62 188H57ZM68 190H70V188H69ZM84 190H85V189H84ZM84 190H83V192H84ZM105 190H106V188H105ZM116 190H117V189H116ZM122 190H124V189H122ZM132 190H133V188H132ZM132 190H131V191H132ZM148 190H149V189H147V191H148ZM152 190H153V189H152ZM173 190H174V189H173ZM212 190H214V189H212ZM212 190H211L210 192H212ZM251 190H252V189H251ZM9 191H10V189H9ZM11 191H12V190H11ZM16 191H19V190H15V191H13V192H15V193L17 194ZM23 191L25 192V190H23ZM27 191H29V190H26V192H27ZM32 191H33V190H32ZM54 191H55V190H53L52 192H54ZM57 191H55V192H57ZM88 191H89V190H88ZM112 191H108V192H112ZM124 191H125V190H124ZM124 191H123V192L120 191V192H121V193H124ZM144 191H145V189H144ZM144 191H142V192H144ZM149 191L151 192V190H149ZM154 191H155V190H154ZM154 191H153V192H154ZM160 191L163 192L164 190H160ZM165 191L167 192V190H165ZM214 191H215V190H214ZM217 191H220V190H217ZM234 191H235V189H234ZM34 192H36V190H34ZM47 192H48V191H47ZM62 192H64V191H62ZM153 192H152V193H153ZM166 192H165V193H166ZM170 192H171V191H170ZM206 192H207L206 194L209 193V195H207L208 197L206 198V200L209 199V197H211V198L213 197V200H212V199H209V200H211V201H212V204L215 205V204H216V201H217L216 199H214V194H215V193L212 192V193H213V196H212V193L210 194V192L207 191V190H206ZM0 193H2V192H0ZM6 193H8V192H6ZM9 193H12V192H9ZM9 193H8V194H9ZM20 193L22 194L23 192H20ZM20 193H18V194H20ZM31 193H32V192H31ZM31 193H30V191H29V194H30V195H31ZM81 193H82V192H81ZM140 193H141V192H139L138 194H140ZM152 193H150V196H151ZM155 193H156V191L154 192V194H155ZM158 193H159V192H158ZM158 193H157V194H158ZM171 193H172V192H171ZM2 194H3V195H6V194H4V193H2ZM29 194H28V195H29ZM35 194L38 195V192H36ZM167 194H169V193L167 192ZM167 194H165V195L167 196ZM206 194L203 195V198H205V195H206ZM217 194H218V193H217ZM3 195H1V196H3ZM11 195H12V194H10V196H11ZM82 195H83V194H82ZM84 195H86V194H84ZM114 195H115V194H114ZM114 195H113V196H114ZM122 195H124V194H122ZM125 195H127V194H125ZM145 195H146V194H144L143 196H145ZM152 195H153V194H152ZM193 195H192V196H193ZM8 196H9V195H7V197H8ZM12 196H13V195H12ZM12 196H11V198H15V196H14V197H12ZM32 196H33V195H32ZM32 196H31V197H32ZM34 196H35V195H34ZM118 196H120V195H118ZM148 196H149V195H148ZM150 196H149V197H150ZM154 196H155V195H153V197H154ZM158 196H159V195H158ZM5 197H6V196H5ZM5 197H4V199L2 198L3 200L0 199V208H1V209H5V208H6V210H7V209L10 207V209H12V206H13L14 204H16V203H15L16 201L13 200V201H15L14 204H12V203H7L8 200L5 199ZM27 197H29V198L31 199L30 196H27ZM27 197H26V198H27ZM35 197H36V196H35ZM84 197L86 198V196H84ZM84 197H83V198H84ZM97 197H98V196H97ZM105 197H106V196H105ZM114 197H116V196H114ZM153 197L151 196V198H149V199H152ZM156 197H157V196H156ZM256 197H258V196H256ZM16 198H20V197H16ZM16 198H15V199H16ZM87 198H88V197H87ZM94 198H96V197H94ZM94 198H93V200H94ZM137 198H138V195H137ZM146 198H147V197H145V199L143 198L145 202L148 200V199L146 200ZM194 198H198V197L195 196ZM203 198H201L202 200H199V201H203ZM9 199H10V198H9ZM23 199H24V198H23ZM23 199L21 198L20 204L23 203V202H22ZM119 199H121V198H119ZM124 199H126V201L128 200V198H123V200H124ZM143 199H142V201H143ZM154 199H157V200H158V198H154ZM159 199H160V198H159ZM198 199H199V198H198ZM258 199H261V198H258ZM258 199H256V200H258ZM16 200H17V199H16ZM19 200H20V199H19ZM19 200H18V201H19ZM24 200H25V199H24ZM27 200L29 201V199H27ZM96 200H97V199H96ZM123 200H122V201H123ZM157 200H156V201H157ZM162 200H163V199L160 200V203H161V202H164V201H162ZM204 200H205V199H204ZM206 200H205V201H206ZM25 201H26V200H25ZM130 201H131V200L127 201V203L130 202ZM132 201H133V200H132ZM142 201H141V202H142ZM154 201H155V200H154ZM154 201L152 200L153 204L158 205V203H154ZM156 201H155V202H156ZM205 201H203L202 204L205 203ZM207 201H208V200H207ZM207 201H206V202H207ZM211 201L207 202V205H210V206H211V204H210ZM252 201H253V199L251 200V204H253ZM261 201H262V200H261ZM9 202H12V201L9 200ZM29 202H30V201H29ZM29 202H25V203L28 204ZM31 202H33V200H32ZM31 202H30V203H31ZM103 202H104V201H103ZM148 202L150 203L151 201H148ZM148 202H146V203H148ZM158 202H159V201H158ZM214 202H215V203H214ZM255 202H258V201H255ZM259 202H260V201H259ZM35 203H36V202H35ZM123 203L125 204V202H123ZM160 203H159V204H160ZM239 203H240V202H239ZM20 204H19V205H20ZM31 204L33 205V203H31ZM31 204H30V205H31ZM150 204L153 205L152 203H150ZM163 204H164V203H163ZM256 204H258V203H256ZM261 204H262V203H261ZM11 205H12V206H11ZM16 205H18V204H16ZM16 205H15V206H16ZM19 205H18V207H19ZM213 205H212V207H210V206L207 207L206 205H203V206H204L203 209H204V210L206 209V210H205V211H206V212H205V215L208 216L209 214H211V215L214 216L215 213H216V216H215V217L218 219L219 217H217V216H219V215H218L219 213H217V211H216L215 209H213V208H215ZM223 205H224V204H223ZM34 206H35V205H34ZM147 206H148V205H147ZM149 206H150V205H149ZM163 206H164V205H163ZM215 206H216V205H215ZM238 206H240V205H238ZM259 206H262V205H259ZM32 207H33V206H32ZM153 207H155V206H153ZM161 207H162V206H161ZM198 207H199V206H198ZM217 207H218V205H217ZM217 207H216V208H217ZM256 207H258V205L254 207V208H255V211H254V212H256ZM21 208L23 209V207H21ZM133 208H135V207H133ZM137 208L139 209V207H136V209H134V211H136ZM141 208H143V207H141ZM150 208H151V207H150ZM150 208H148V209H150ZM163 208H164V207H163ZM184 208H185V207H184ZM209 208H210V209H213V211H216V212H213V211L210 210ZM261 208H262V207H261ZM10 209L8 210V212L10 211ZM13 209H15V208L13 207ZM16 209H19V208H16ZM16 209H15V210H16ZM126 209H127V208H125V210H126ZM145 209H147V208L145 207ZM153 209H154V208H153ZM160 209H161V210H160V213H161L162 208H160ZM247 209H249V207H248ZM251 209H252V208H251ZM251 209H250V210H251ZM258 209H259V208H258ZM141 210H144V209H141ZM172 210H173V208H172ZM185 210H186V209H185ZM199 210H200V209H199ZM244 210H246V209H244ZM252 210H254V209H252ZM1 211H3V210H1ZM11 211H13V210H11ZM18 211H20V210H18ZM139 211H140V210H138L137 212H138V213H141V212H139ZM147 211H148V210H147ZM170 211H171V210H170ZM207 211H208V212H211V213H207ZM246 211H249V210H246ZM258 211H259V210H258ZM258 211H257V212H258ZM3 212H4V211H3ZM23 212H25V211H23ZM23 212H22V213H23ZM137 212H136V213H137ZM143 212H144V211H143ZM145 212H146V210H145ZM145 212H144L143 214H145ZM151 212H152V210H151ZM227 212H229V211H227ZM249 212H250V211H249ZM0 213H1V212H0ZM4 213H5V212H4ZM9 213H11V212H9ZM147 213H148V212H147ZM213 213H214V214H213ZM251 213H252V212H251ZM15 214L17 215L16 211H15L14 215L11 213V215H13V216H15ZM126 214H127V213H126ZM171 214H172V213H171ZM242 214H244V213H242ZM249 214H250V213H249ZM0 215H1V214H0ZM7 215H8V214H7ZM138 215L141 216L140 214H138ZM159 215H160V214H159ZM159 215H157V216H159ZM19 216H20V215H19ZM21 216H22V215H21ZM132 216H133V215H132ZM132 216H131V217H132ZM135 216H137V214H135ZM139 216H137V217H139ZM168 216H169V215H168ZM171 216H172V215H171ZM173 216H174V215H173ZM213 216H208L207 218L209 219V217L211 218V217H213ZM245 216H246V215H245ZM6 217H7V216H6ZM8 217H10V214L8 215ZM23 217H24V216H23ZM118 217H119V216H118ZM120 217H122V214H121ZM124 217H126V216H124ZM149 217H150V216H149ZM184 217H185V216H184ZM204 217H206V216H204ZM241 217H242V216H241ZM13 218H14V217H12V220H13ZM21 218H22V217H21ZM134 218H136V217H134ZM156 218H157V217H156ZM158 218H159V217H158ZM158 218H157V220H159ZM180 218H181V217H180ZM216 218L214 219V217H213V218H211V220L209 219V221H211V223H210L209 226L212 227V226L214 225V226H215V230H216V232H213L214 228H210V229H212V231H211V230H207V231H211V232H213V234H211V235H214V233H216L215 236H216L217 234H218V235L220 234V235L223 237V234H222L219 230L221 229L220 226L223 227V225H225V224H224L225 222H222L223 225H218L217 223H215V221L213 222V219H214V220H217ZM249 218H250V217H249ZM251 218H252V217H251ZM251 218H250V219H251ZM6 219H9V218H6ZM10 219H11V218H10ZM18 219H19V218H18ZM22 219H23V218H22ZM122 219H123V218H122ZM122 219H121V220H122ZM148 219H149V218H148ZM161 219H163V218H161ZM164 219L166 220V218H164ZM250 219H249V220H250ZM12 220H10V221L12 222ZM123 220H124V219H123ZM144 220H145V219H143V221H144ZM157 220H154V221L157 222ZM180 220H181V219H180ZM259 220H260V219H259ZM6 221H7V220H6ZM13 221H14V220H13ZM19 221H20V222H18V220L16 221V218H15V221L12 222V223H15V224H13V225H16V222L21 223V222L24 221V219H23L22 221H21V220H19ZM110 221H111V220H110ZM217 221H218V220H217ZM247 221H248V220H247ZM147 222L150 223V222H153V221H150V219H149V221H147ZM166 222H167V221H166ZM220 222H221V221H220ZM257 222H258V221H257ZM257 222H256V223H257ZM259 222H261V221H259ZM113 223H114V222H113ZM149 223H146V224H148V226H147V230H148V229L151 230V228H148V227H149ZM183 223H184V222H183ZM214 223H215L216 225H215ZM231 223H232V222H231ZM262 223H263V222H262ZM173 224H174V223H173ZM179 224H182V223L180 222ZM208 224H209V223H208ZM212 224H213V225H212ZM219 224H220V223H219ZM239 224H240V223H239ZM11 225H12V224H11ZM11 225H10V226H11ZM19 225H20V224H19ZM150 225H151V224H150ZM164 225H165V222H164ZM166 225H167V224H166ZM217 225H218V227L220 228V229H219V228L217 227V228H218V232H217V229H216V226H217ZM237 225H238V223H237ZM252 225H253V224H252ZM170 226L172 227V225H170ZM240 226H241V225H240ZM246 226H247V225H246ZM261 226H263V224H261ZM163 227L166 228L167 226H163ZM168 227H169V226H168ZM248 227H249V226H248ZM250 227H251V226H250ZM256 227H257V226H256ZM258 227H259V226H258ZM263 227H264V226H263ZM10 228H11V227H10ZM225 229H227V228H225ZM232 229H233V228H232ZM236 229H237V228H236ZM241 229H242V228H241ZM250 229H251V228H250ZM250 229H249V230H250ZM150 230H149V231H150ZM152 230H153V229H152ZM160 230H161V229H160ZM162 230H163V229H162ZM167 230H168V229H167ZM167 230H166V231H167ZM222 230H223V229H222ZM239 230H240V228H239ZM242 230H243V229H242ZM228 231H229V230H228ZM159 232H160V231H159ZM161 232H165V231H161ZM229 232H230V231H229ZM242 232H243V231H242ZM263 232H264V231H263ZM64 233H65V232H64ZM66 233H67V232H66ZM139 233H140V232H139ZM165 233H166V232H165ZM170 233H171V232H170ZM224 233H225V232H224ZM240 233H241V231H240ZM154 234H155V233H154ZM154 234H153V235H154ZM162 234H163V233H162ZM261 234H262V232H261ZM139 235H141V234H139ZM139 235H138V237H139ZM155 235H156V234H155ZM155 235H154V236H155ZM166 235H167V234H166ZM174 235H175V233H174ZM225 235L227 236V233H226ZM225 235H224V236H225ZM64 236H65V235H64ZM154 236H153V237H154ZM162 236H163V235H162ZM215 236H211V237L209 238L210 241H212V240L214 241L213 238L216 239V238H218V237H221V236H217V237H215ZM0 237H1V236H0ZM61 237H62V236H61ZM140 237H141V236H140ZM182 237H183V236H182ZM182 237H181V238H182ZM262 237H264V236H262ZM136 238H137V237H136ZM228 238H229V237H228ZM251 238H252V237H251ZM164 239H166V238H163V240H164ZM182 239H184V238H182ZM182 239H180V240H182ZM211 239H212V240H211ZM218 239H222V238H218ZM218 239H217V240H218ZM255 239H257V238H255ZM259 239H260V237H259ZM140 240H141V239H140ZM157 240H158V239H157ZM160 240H161V239H160ZM3 241H4V240H3ZM142 241H143V240H142ZM178 241H179V240H178ZM0 242H1V241H0ZM155 242H158V241H155ZM184 242H185V241H184ZM258 242H259V241H258ZM8 243H9V242H8ZM10 243H11V242H10ZM185 243H188V242H185ZM200 243H201V242H200ZM211 243H214V242H210V245H211ZM2 244H3V243H2ZM143 244H144V243H143ZM153 244H155V243H153ZM153 244H151V245H153ZM157 244H158V243H157ZM90 245H91V244H90ZM186 245L188 246L189 244H186ZM210 245H208V247H209ZM262 245L264 246V243H262ZM262 245H261V247H262ZM221 246H222V245H221ZM224 246L227 247L226 245H224ZM229 246H231V245H229ZM229 246L227 247V249H228L227 251H228L230 254H232L234 251H232V252L229 251V248H231V250H234V249H233V247H229ZM88 247H89V246H88ZM90 247H91V246H90ZM150 247L153 248L154 245H153V246H150ZM206 247H207V246H206ZM5 248H6V247H5ZM92 248H93V247H92ZM151 248H150V249H147V250H148V251H149V250H153V249H151ZM154 248H156V247H154ZM180 248H181V247H180ZM209 248H210V247H209ZM221 248H222V247H220V249H221ZM223 248H224V247H223ZM246 248H247V246H246ZM99 249H100V248H99ZM164 249H165V248H162L161 251L159 250V251H160L159 253H161L162 250H164ZM206 249H207V248H206ZM250 249H251V248H250ZM8 250H9V249H8ZM194 250H195V249H194ZM196 250H198V249H196ZM207 250H208V249H207ZM223 250H224V249H223ZM5 251H6V250H5ZM94 251H95V250H94ZM165 251H166V250H165ZM165 251H164V252H165ZM183 251H184V250H183ZM198 251H199V250H198ZM209 251H210V250H209ZM209 251H206V250H205V253H207V252H209ZM227 251L224 250L223 252H227ZM251 251H252V250H251ZM1 252H2V251H1ZM149 252L152 253V251H149ZM153 252H154V250H153ZM195 252H196V251H195ZM220 252L222 253V251H220ZM6 253H7V252H6ZM8 253H9V252H8ZM74 253H75V252H74ZM95 253H96V252H95ZM157 253H158V252H156L155 254H157ZM203 253H204V252H203ZM205 253H204V254H205ZM229 253H228V254H229ZM261 253H262V252H261ZM263 253H264V252H263ZM2 254L5 255V253H3V252H2ZM97 254H98V253H97ZM110 254H111V253H110ZM112 254H113V253H112ZM155 254H153V256H154ZM201 254H202V252H201ZM204 254H202V256L205 257ZM207 254L209 255V253H207ZM210 254H211V253H210ZM248 254L250 255V253H248ZM7 255H9V254H7ZM10 255H11V254H10ZM107 255H108V254H107ZM113 255H114V254H113ZM208 255H207V256H208ZM211 255H213V254H211ZM211 255H210V256H211ZM232 255H234V254H232ZM249 255H248V256H249ZM105 256H106V255H105ZM146 256H147V255H146ZM161 256H163V255H161ZM169 256H170V254H169ZM229 256H231V255H229ZM71 257H72V256H71ZM74 257H75V256H74ZM106 257L109 258L108 256H106ZM111 257H112V256H111ZM204 257H202V258H204ZM214 257H215V256H212V259H213ZM252 257H256L255 254H254V256H252ZM252 257H251V258H252ZM262 257H263V255H262ZM154 258H157V257H154ZM251 258H249V259H251ZM0 259H1V257H0ZM12 259H13V258H12ZM70 259H71V258H70ZM93 259H94V258H93ZM167 259H168V258H167ZM176 259L180 260L179 258H174L173 261L176 260ZM255 259H258V258H255ZM169 260H171V259H169ZM11 261H12V260H11ZM38 261H39V260H38ZM98 261H99V260H97V262H98ZM166 261H168V260H166ZM193 261H196V259H194ZM197 261H198V260H197ZM200 261H202V259H200ZM200 261H199V262H200ZM254 261H255V260H254ZM254 261H252V262L255 263ZM36 262H37V261H36ZM171 262H172V261H168L169 264H171ZM0 263H2V262H0ZM3 263L7 264L6 262H4V260H3ZM175 263H176V262H175ZM175 263H173V264H175ZM13 264H14V263H13ZM36 264H40V263H36ZM153 264H155V263H153ZM157 264H159V263H157ZM176 264H178V263H176Z\"/></svg>",
	"mask_w": 264,
	"mask_h": 264
}]
</instances>
